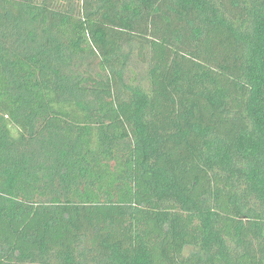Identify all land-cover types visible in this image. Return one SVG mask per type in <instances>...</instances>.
Segmentation results:
<instances>
[{"label":"trees","instance_id":"trees-1","mask_svg":"<svg viewBox=\"0 0 264 264\" xmlns=\"http://www.w3.org/2000/svg\"><path fill=\"white\" fill-rule=\"evenodd\" d=\"M0 264H264V0H0Z\"/></svg>","mask_w":264,"mask_h":264}]
</instances>
